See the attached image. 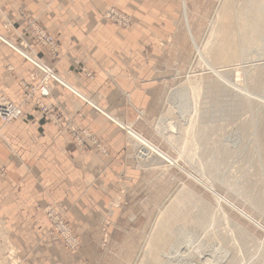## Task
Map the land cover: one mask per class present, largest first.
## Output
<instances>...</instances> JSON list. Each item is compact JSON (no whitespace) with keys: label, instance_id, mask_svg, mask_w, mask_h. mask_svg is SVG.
<instances>
[{"label":"rangeland","instance_id":"obj_1","mask_svg":"<svg viewBox=\"0 0 264 264\" xmlns=\"http://www.w3.org/2000/svg\"><path fill=\"white\" fill-rule=\"evenodd\" d=\"M249 2L254 3L172 0L174 31L159 42L160 55L168 62L157 65L158 80L153 82L157 102L150 107L153 112H137L128 123L74 94L54 66L36 53L40 46L56 60L60 47L26 12H18L25 29L16 43L0 36L36 74L35 85L20 84V103L3 95L0 100L20 107L23 114L24 108L33 105L61 128L64 113L46 100L55 90H65L118 128L122 126L126 148L139 172L118 175V192L98 219L99 236L92 243L99 252V264H152L151 259L155 264H264V23L245 20ZM2 19L0 15L5 29L11 30L12 25ZM102 19L122 30L135 25L132 17L114 6L104 11ZM36 30L52 38L56 51L37 39ZM24 56L42 68L49 67L64 86L48 80L49 95L41 98L44 74ZM81 69L92 78L90 71ZM259 81L260 88L255 89ZM66 124L64 131L76 147L106 154L92 132ZM128 128L176 163L175 167L152 157L139 160L128 140ZM200 182L261 227L219 202ZM40 211L54 238L48 241L51 250L46 264H74L70 255L81 253L79 236L54 205ZM115 211L120 212L118 225L113 220ZM3 228L0 224V232ZM0 238V264H18L1 233ZM77 261L85 264L82 257ZM98 263L93 259L89 264Z\"/></svg>","mask_w":264,"mask_h":264},{"label":"crops","instance_id":"obj_2","mask_svg":"<svg viewBox=\"0 0 264 264\" xmlns=\"http://www.w3.org/2000/svg\"><path fill=\"white\" fill-rule=\"evenodd\" d=\"M111 6L132 17L134 27L122 30L103 20ZM19 10L56 39L58 59L40 46L35 51L74 91L120 122H133L137 112H153L156 67L168 62L159 42L174 31L172 0H0L2 21L12 25L6 30L0 21V36L14 43L25 29ZM35 78L32 66L0 41V95L20 103V84L35 85ZM46 102L64 113L61 128L33 105L13 123H0V233L18 264H46L48 241L54 238L40 209L54 205L82 241L80 255H70L71 261L78 264L82 257L85 264L98 263L92 243L99 236L98 219L118 192V175L139 170L122 127L65 90H55ZM67 122L92 132L106 154L76 147L64 131ZM119 215L115 211L117 225Z\"/></svg>","mask_w":264,"mask_h":264},{"label":"bare ground","instance_id":"obj_3","mask_svg":"<svg viewBox=\"0 0 264 264\" xmlns=\"http://www.w3.org/2000/svg\"><path fill=\"white\" fill-rule=\"evenodd\" d=\"M254 3L252 2H249L248 3V8H247V12L245 13L246 15L244 16L245 17V20H250V21H253V22H257L259 24H262L264 23V0H253ZM36 33H37V39L41 40L44 44H47V45H50L52 46V48L54 49V51H56V48H55V44L52 40V38L48 39V37L45 35V33H42L41 31L39 30H36ZM48 39V40H47ZM14 46V45H13ZM25 57V56H24ZM26 60H28L29 62H31L33 65H35V67L44 74V78L43 80L41 81V84L45 90H46V94L47 96L49 95V89H50V86L48 85V80L52 81V82H56L58 83L59 85L61 86H64L63 85V82H61L59 79H57L51 69L49 67L47 68H42L40 66H38L36 63H34L33 61H31L30 59H28L27 57H25ZM32 59H34V61H36L37 63L41 64L40 63V60H37V58L35 57H32ZM260 85H261V82L259 81L256 85H255V89H259L260 88ZM71 91H74L72 88H70ZM246 90V89H245ZM75 92V91H74ZM74 94H76L77 96H79L80 98H82L83 100L86 101L85 97H83L81 94H78L77 92H75ZM41 96V94H40ZM45 96V97H47ZM45 97H42L41 98H45ZM0 102H4V103H7V104H10L8 101L4 100V99H1ZM87 102V101H86ZM88 104H91L93 105L92 103H90L88 101ZM12 105V104H10ZM14 106V105H12ZM15 107V106H14ZM94 107V106H93ZM20 110V115L15 119H19L20 116L23 114L22 112V109L20 107H16ZM95 108V107H94ZM13 120V121H15ZM1 121V120H0ZM13 121H11L10 123H12ZM2 122V121H1ZM10 123H7V124H10ZM2 124H4L2 122ZM7 124H4V125H7ZM119 124V123H118ZM120 125V124H119ZM120 127H122L120 125ZM171 127V126H170ZM128 131V137H129V141L131 143V145L135 148V156L141 160V161H144L145 159H150L151 157L152 158H157L159 161L163 162V163H169L172 165H176V163L172 162V160L168 159L165 155H163L160 151H158L152 144H150L148 141H146L142 136H140L139 134H137L136 132H134L133 130H131L130 128L127 129ZM174 165V167H175ZM178 168V167H177ZM183 170V169H182ZM186 172V171H185ZM190 176V175H189ZM198 181V180H196ZM199 182V181H198ZM201 185H203L210 193H212V195H214V197L221 203L227 205L228 207L232 208L233 210L237 211L238 213H240L244 218H246L248 221L252 222L253 224H255L256 226L258 227H261L259 226L256 222H254L249 216H247L245 213H243L242 211H240L239 209H237L233 204H231L229 201H227L226 199H224L223 197L217 195L213 190L212 188L210 187H207L205 186L204 184H202L200 182ZM263 229V228H262ZM1 238H0V245H1ZM157 262V261H156ZM151 263L152 264H155V261L151 259ZM157 264V263H156Z\"/></svg>","mask_w":264,"mask_h":264},{"label":"built area","instance_id":"obj_4","mask_svg":"<svg viewBox=\"0 0 264 264\" xmlns=\"http://www.w3.org/2000/svg\"><path fill=\"white\" fill-rule=\"evenodd\" d=\"M39 91L42 97L47 96L45 88L40 85ZM20 110L10 104L0 102V120L4 123H10L20 115Z\"/></svg>","mask_w":264,"mask_h":264}]
</instances>
